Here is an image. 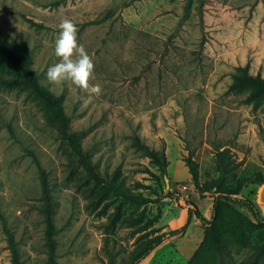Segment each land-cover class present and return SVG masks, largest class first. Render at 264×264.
Wrapping results in <instances>:
<instances>
[{
  "label": "rangeland",
  "instance_id": "1",
  "mask_svg": "<svg viewBox=\"0 0 264 264\" xmlns=\"http://www.w3.org/2000/svg\"><path fill=\"white\" fill-rule=\"evenodd\" d=\"M65 18L93 59L90 83L102 86L99 96L47 80L48 68L59 62L54 45ZM0 34L25 46L39 81L58 97L101 174L119 172L146 198L172 192L181 199L143 206L103 197L38 100L0 87V203L23 264H50L33 155L55 200L58 264H108L111 256L123 264L139 241L184 225L188 201L210 219L212 199L200 201L184 162L190 153L201 182L210 183L218 177L217 152L230 149L241 163L233 190L264 215V183L256 181L264 178V103L255 107L246 93L230 90L240 68L264 78V0H0ZM137 136L166 150L165 174L135 149ZM192 223L188 237L166 241L141 264H187L193 256L183 258L179 246L203 229L195 217ZM255 243L234 253L230 264L247 260ZM0 264H12L1 221Z\"/></svg>",
  "mask_w": 264,
  "mask_h": 264
},
{
  "label": "trees",
  "instance_id": "2",
  "mask_svg": "<svg viewBox=\"0 0 264 264\" xmlns=\"http://www.w3.org/2000/svg\"><path fill=\"white\" fill-rule=\"evenodd\" d=\"M0 87L12 90H26L39 102L45 114L53 121L59 130L61 139L69 146L79 164L84 168L88 178L99 188L104 197L115 196L139 205H157L164 199L180 202L179 194L167 192L157 198H146L136 194L128 188L120 177L119 172L101 174L94 163L83 150L80 139L75 136L70 128V119L64 111L62 104L55 94L43 86L38 75L31 66L30 56L25 46L17 41H9L0 34ZM230 90L236 93H246V101L255 107L264 103V78L253 75L248 67L240 68L234 76ZM133 146L141 154L165 174L169 166L166 150L152 149L140 137H135ZM32 155L33 153L30 152ZM38 169L41 184V212L46 223L45 239L50 264L57 261V227L55 223V200L49 185L47 172L33 155ZM191 175L192 183L200 198L212 199L211 217L203 216L200 208L192 201H188L187 219L181 227L166 233L156 234L138 242L131 251L129 260L123 264H141L151 253L163 245L167 240L186 233L193 217L201 223L204 229V238L199 248L187 264H230L233 255L240 254L249 247L255 238V245L251 256L241 264H264V215L261 214L256 203L247 197L239 196L232 184L237 178L241 163L237 162L230 149L220 150L216 154L217 179L210 183H202L199 164L190 153L184 160ZM159 180V177L156 178ZM258 182L264 183L261 174L257 175ZM237 207L246 209L251 216H246ZM118 210L112 215L115 225L118 219ZM158 214L147 223L153 226L159 219ZM0 221L6 235L11 253L12 264H23L20 249L16 238L10 228L0 203ZM136 221L137 220H133ZM108 264H117L115 257L111 256Z\"/></svg>",
  "mask_w": 264,
  "mask_h": 264
},
{
  "label": "clouds",
  "instance_id": "3",
  "mask_svg": "<svg viewBox=\"0 0 264 264\" xmlns=\"http://www.w3.org/2000/svg\"><path fill=\"white\" fill-rule=\"evenodd\" d=\"M55 39L54 54L59 62L48 68L46 76L50 84L60 86L70 83L82 90L88 97L102 94L99 83H90L94 77V62L82 44L78 43V28L70 19L59 23Z\"/></svg>",
  "mask_w": 264,
  "mask_h": 264
},
{
  "label": "crops",
  "instance_id": "4",
  "mask_svg": "<svg viewBox=\"0 0 264 264\" xmlns=\"http://www.w3.org/2000/svg\"><path fill=\"white\" fill-rule=\"evenodd\" d=\"M196 194H197L198 198L200 199V201H202V199L200 198L199 194L198 193H196ZM194 203L197 205L196 202H194ZM207 205H208V207L210 209L211 204H210L209 201L207 202ZM198 207H201V206H198ZM186 211H187V209H186ZM185 214H186V212H185ZM185 217H186V215H185ZM192 226H193V223L188 228V230L185 233V236L184 237H188L189 236L190 229L192 228ZM176 237H178V236H176ZM176 237H173V238H176ZM203 238H204V229H200V230H198L197 237H195L194 239H191V240H186L185 242L181 243V245L179 247H180V252H181L182 257L189 260L194 255V253L196 252V250L198 249V247L201 244Z\"/></svg>",
  "mask_w": 264,
  "mask_h": 264
}]
</instances>
